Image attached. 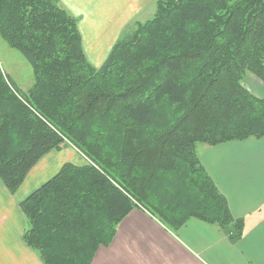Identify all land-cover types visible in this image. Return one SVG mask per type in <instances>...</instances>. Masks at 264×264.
<instances>
[{"label":"trees","instance_id":"16d2710c","mask_svg":"<svg viewBox=\"0 0 264 264\" xmlns=\"http://www.w3.org/2000/svg\"><path fill=\"white\" fill-rule=\"evenodd\" d=\"M77 18L58 0H0V36L27 60L26 92L0 70V180L15 191L45 155L75 148L21 203L24 241L43 264H89L134 207L177 230L188 218L232 229L199 144L264 135V0H155L104 60L85 55Z\"/></svg>","mask_w":264,"mask_h":264},{"label":"crops","instance_id":"0c3cea01","mask_svg":"<svg viewBox=\"0 0 264 264\" xmlns=\"http://www.w3.org/2000/svg\"><path fill=\"white\" fill-rule=\"evenodd\" d=\"M58 1L77 18L86 57L99 64L124 26L155 0ZM254 85L264 99V82ZM197 153L226 199L231 216L243 220L241 237L233 238L229 227L193 217L173 231L146 210L134 207L117 224L111 241L97 248L89 264H264V135L199 144ZM66 161L83 164L86 160L65 142L61 150L39 160L15 191L0 180V264H43L38 251L24 241L29 219L21 203Z\"/></svg>","mask_w":264,"mask_h":264},{"label":"rangeland","instance_id":"374dc122","mask_svg":"<svg viewBox=\"0 0 264 264\" xmlns=\"http://www.w3.org/2000/svg\"><path fill=\"white\" fill-rule=\"evenodd\" d=\"M154 11L155 1L153 3H150L149 6L145 7V9L139 14L138 18H136V21L144 22L145 20L150 19L153 16ZM0 70L9 80V82L13 86L15 85L21 92H26L34 81L33 72L27 60L19 51L9 47L1 36ZM255 81H258L260 83V81L262 80L259 79L256 75L247 72L242 79V84L250 93H254L257 97L263 99V97H261L262 94H260L261 91H259L257 86L254 85ZM65 147L64 149L66 152L67 146ZM68 149L69 151L72 150L70 148ZM72 153H75L74 150H72Z\"/></svg>","mask_w":264,"mask_h":264}]
</instances>
